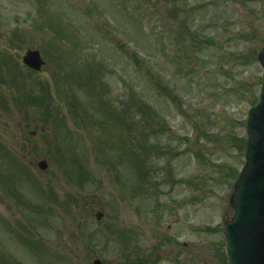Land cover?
<instances>
[{"label": "rangeland", "instance_id": "rangeland-1", "mask_svg": "<svg viewBox=\"0 0 264 264\" xmlns=\"http://www.w3.org/2000/svg\"><path fill=\"white\" fill-rule=\"evenodd\" d=\"M157 2L0 0V264H224L264 0Z\"/></svg>", "mask_w": 264, "mask_h": 264}, {"label": "water", "instance_id": "water-1", "mask_svg": "<svg viewBox=\"0 0 264 264\" xmlns=\"http://www.w3.org/2000/svg\"><path fill=\"white\" fill-rule=\"evenodd\" d=\"M257 59L263 82L258 103L248 112L246 162L229 197L233 215L223 224L227 264H264V46ZM23 63L36 71L43 64L36 51H27ZM38 168L44 170L46 164L40 162ZM101 216L96 214V220Z\"/></svg>", "mask_w": 264, "mask_h": 264}, {"label": "flooded vegetation", "instance_id": "flooded-vegetation-1", "mask_svg": "<svg viewBox=\"0 0 264 264\" xmlns=\"http://www.w3.org/2000/svg\"><path fill=\"white\" fill-rule=\"evenodd\" d=\"M167 230L170 231V230H171V227L169 226V227L167 228ZM167 256L170 257V252H169V251L167 252Z\"/></svg>", "mask_w": 264, "mask_h": 264}, {"label": "trees", "instance_id": "trees-1", "mask_svg": "<svg viewBox=\"0 0 264 264\" xmlns=\"http://www.w3.org/2000/svg\"><path fill=\"white\" fill-rule=\"evenodd\" d=\"M158 2H156V5H157Z\"/></svg>", "mask_w": 264, "mask_h": 264}]
</instances>
